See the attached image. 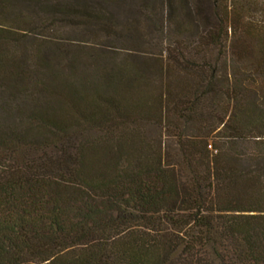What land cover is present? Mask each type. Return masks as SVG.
<instances>
[{
    "label": "trees",
    "instance_id": "1",
    "mask_svg": "<svg viewBox=\"0 0 264 264\" xmlns=\"http://www.w3.org/2000/svg\"><path fill=\"white\" fill-rule=\"evenodd\" d=\"M233 2L0 0V264H264V28Z\"/></svg>",
    "mask_w": 264,
    "mask_h": 264
},
{
    "label": "rangeland",
    "instance_id": "2",
    "mask_svg": "<svg viewBox=\"0 0 264 264\" xmlns=\"http://www.w3.org/2000/svg\"><path fill=\"white\" fill-rule=\"evenodd\" d=\"M38 2H44L46 0H35ZM143 0H51L54 4L56 3H64L69 5H78V6H87L91 9H101L103 12H111L115 10H120L122 13L121 17L124 20H127V17L130 16L129 13H126L127 9L135 8L140 6ZM94 6V7H93ZM233 6L236 11L239 13L237 15V24L243 26L245 29H249L251 32L255 29V26H262L264 28V0H234ZM84 27V26H83ZM87 27V26H86ZM84 27V28H86ZM73 29L75 31H73ZM76 25L73 27H66L65 30L68 31L66 33V37L72 40H78L84 37L82 32L79 33L76 30ZM148 30V34L146 33L145 39L148 41L157 42L154 40V35H151L152 32L150 29ZM256 30V29H255ZM150 31V32H149ZM86 36V35H85ZM141 45H144L143 42H140ZM132 46H138V44H133ZM143 50L149 51L151 49L145 48ZM154 48V46H153Z\"/></svg>",
    "mask_w": 264,
    "mask_h": 264
}]
</instances>
